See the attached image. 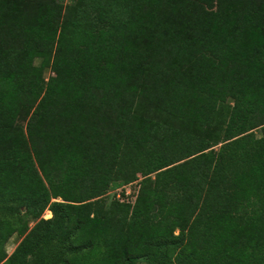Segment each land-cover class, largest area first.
I'll return each instance as SVG.
<instances>
[{
  "label": "trees",
  "instance_id": "trees-1",
  "mask_svg": "<svg viewBox=\"0 0 264 264\" xmlns=\"http://www.w3.org/2000/svg\"><path fill=\"white\" fill-rule=\"evenodd\" d=\"M0 264H264V0H0Z\"/></svg>",
  "mask_w": 264,
  "mask_h": 264
},
{
  "label": "rangeland",
  "instance_id": "rangeland-1",
  "mask_svg": "<svg viewBox=\"0 0 264 264\" xmlns=\"http://www.w3.org/2000/svg\"><path fill=\"white\" fill-rule=\"evenodd\" d=\"M49 74H51V70L50 68L48 67L46 70H45V77H47ZM137 188V182L134 181L132 182L131 184H128L126 186H124L121 190L118 189V190H115V191H111V192H108L105 196H104V199L106 200H110V199H113L114 197L117 198V193H119L121 195V197H119L118 199H123L125 201H133L134 198H135V190ZM49 212V213H48ZM50 214V215H49ZM51 216V213L49 210H45L42 214V217L43 218H48ZM176 233V232H175ZM19 242V238L16 236V235H12L6 245H5V248L7 250V253L10 254L12 252V250L14 249V247L16 246V244Z\"/></svg>",
  "mask_w": 264,
  "mask_h": 264
},
{
  "label": "built area",
  "instance_id": "built-area-1",
  "mask_svg": "<svg viewBox=\"0 0 264 264\" xmlns=\"http://www.w3.org/2000/svg\"><path fill=\"white\" fill-rule=\"evenodd\" d=\"M126 186V185H125ZM123 188V187H122ZM122 188H118V189H122ZM118 189H116V190H118ZM137 191V188H136V190H135V192ZM117 197L119 198V197H121V195L119 194V193H117ZM120 200H123L122 198L120 199Z\"/></svg>",
  "mask_w": 264,
  "mask_h": 264
}]
</instances>
